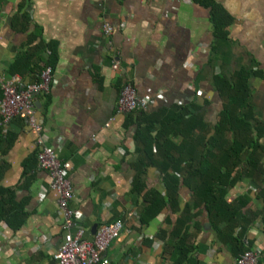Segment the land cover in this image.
Listing matches in <instances>:
<instances>
[{
  "label": "crops",
  "instance_id": "obj_1",
  "mask_svg": "<svg viewBox=\"0 0 264 264\" xmlns=\"http://www.w3.org/2000/svg\"><path fill=\"white\" fill-rule=\"evenodd\" d=\"M212 1L231 19L223 36L214 35L210 7L192 0H0V75L37 81L51 49L50 89L35 95L36 116L45 142L69 163L70 207L81 213L71 230L82 228L89 240L102 223L122 221L106 250L110 264H172L164 247L177 217L168 206L157 215L147 211L145 193L167 192L155 167L141 176L142 190L134 189L136 124L116 112L125 81L138 96L152 97L143 111L194 104L213 127L223 109L215 78L231 79L245 69L251 75L244 106L253 119L264 120V0ZM105 23L112 27L108 35ZM0 133V186L13 190L26 211L16 230L0 222V264H54L65 230L57 194L37 162V134L22 118L6 125L0 118ZM259 190L243 178L226 200H248L233 235L244 232V245L263 250L264 210L253 223L243 220L248 210H261ZM178 199L180 208L193 203L185 186ZM189 233L191 260L234 264L238 243L218 237L203 207L189 221Z\"/></svg>",
  "mask_w": 264,
  "mask_h": 264
},
{
  "label": "trees",
  "instance_id": "obj_2",
  "mask_svg": "<svg viewBox=\"0 0 264 264\" xmlns=\"http://www.w3.org/2000/svg\"><path fill=\"white\" fill-rule=\"evenodd\" d=\"M192 1L210 7L214 35H225L231 19L223 8L212 0ZM22 19L26 21L25 17ZM46 49L50 54L43 68L50 66L51 62L52 51ZM250 75L249 71L241 69L231 79L224 76L215 78L223 109L213 127L194 104L160 107L149 113L143 110L127 113L134 117H130L131 122L136 124L133 135L137 155L133 162L136 171L134 189L142 190L141 176L147 167H155L163 173L167 192L165 195L157 190L145 193L147 211L157 215L168 206V210L177 213L164 247L172 264H199L196 259L191 260L193 247L187 238L190 236L189 221L199 214L200 207L206 211L218 237L226 235L230 242L238 243L236 257L252 249L249 242L244 245L240 241L243 231L233 235L234 227L242 224L238 217L248 200L243 196L231 202L226 200L228 189L248 178L260 187L256 196L263 204L261 210L244 213L246 217L243 220L253 223L258 213L264 210V189L261 188L264 178V120L253 119L244 106L249 95ZM254 75L262 74L256 71ZM182 186L191 192L193 203L186 202L180 208L178 195ZM25 218L24 202L16 200L13 190L0 186V222L16 230ZM165 233L159 236L164 239ZM262 252L261 264H264V249Z\"/></svg>",
  "mask_w": 264,
  "mask_h": 264
},
{
  "label": "built area",
  "instance_id": "obj_3",
  "mask_svg": "<svg viewBox=\"0 0 264 264\" xmlns=\"http://www.w3.org/2000/svg\"><path fill=\"white\" fill-rule=\"evenodd\" d=\"M105 1V0H101ZM105 34H110L112 27L105 23L102 26ZM114 69H119L117 63ZM52 68L46 66L35 82L23 84L17 75L5 78L0 75V118L6 125L13 118H22L28 127L37 134L38 165L48 174V185L57 194L58 214L65 230L63 242L53 253L54 264H110L106 250L123 229L121 220L102 223L96 229L92 239L84 237V230L80 227L71 230L81 213L70 207L74 190L66 176L69 163L62 161L55 150L45 142L43 126L36 116L35 95L46 94L50 89ZM152 101L149 94L138 96L131 82L125 81L119 90L116 100V112L129 113L145 109ZM263 250L248 249L235 257L234 264H261Z\"/></svg>",
  "mask_w": 264,
  "mask_h": 264
}]
</instances>
